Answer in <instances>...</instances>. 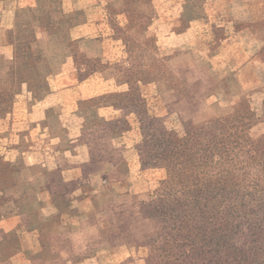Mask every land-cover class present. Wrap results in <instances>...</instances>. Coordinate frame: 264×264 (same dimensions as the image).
Masks as SVG:
<instances>
[{"label":"rangeland","instance_id":"obj_1","mask_svg":"<svg viewBox=\"0 0 264 264\" xmlns=\"http://www.w3.org/2000/svg\"><path fill=\"white\" fill-rule=\"evenodd\" d=\"M92 2H85V4H92ZM13 5L7 2V9L10 11ZM125 5L126 8L122 14L114 10L107 13L105 25L102 26L105 44L102 64L89 62L77 53L80 66L87 69L94 67V70L107 67L111 75H116L122 83L120 88L111 92L116 95L102 98L100 101L120 104L130 96L144 99V105L149 114L162 116L168 127L182 133V121H187L185 119L188 118L183 116L181 111L196 109L205 99L204 96L195 94L196 89L200 87L201 91H205V86H208L210 82L214 83L227 73L234 71L238 74L236 77L242 92L232 97V106H239L245 102L254 113L251 135L258 137L264 134V52H261L264 46V0H125ZM58 7L66 9L68 6L61 3ZM3 11L0 4L1 67L5 66L14 54V45L11 43L13 38L9 31L14 27V18H16L11 14L4 15ZM126 19L131 24L128 28L120 25L121 22L125 23ZM7 24H12V27H7ZM137 25L144 28L143 31H147V38L144 33L133 30ZM24 36L28 38L30 32L27 30ZM230 47L232 48L230 56H225L226 50ZM174 55L178 56V62L175 63L178 67L194 71L193 75L186 76L188 80L171 70L172 64L168 59ZM228 57H231L230 64L223 65ZM234 65L238 68L232 69ZM1 67L0 72L3 71ZM197 76L204 78L199 80L201 82L199 86H197ZM154 80L159 83L157 86L153 84ZM164 80L170 88L181 90L185 96L178 95L175 93L176 90H172L171 94L165 93ZM48 84H50L49 80ZM26 89L24 84L16 93L9 110H0V154L5 153L7 147L11 145L9 140L4 139L5 136L13 132L15 134L13 138L17 140L26 127L17 119L20 115L19 111L13 109V105L18 108L28 104L25 96ZM127 93L130 96H126ZM46 95L47 93L42 98ZM178 98H182L180 103L176 102ZM216 101L221 104L227 102L222 94L210 95L206 99L207 104ZM132 110L129 108L128 112L126 111L127 116L118 124L124 129V137L121 138L124 146L121 151L113 154L117 169L111 173L110 180L113 187L120 193L115 203L135 201L139 205V202L149 200L160 181L166 176V170L142 168L136 148L141 139V133L138 118ZM50 121L51 132L60 135L62 139L58 143H53L46 137L38 147L50 154L60 151L61 153L57 155L58 161L63 166H68L66 159L69 156L63 153L69 147L68 135L61 123ZM32 137V134H29V138L25 139L20 146L23 147V144L32 142L36 145ZM45 162L46 166L53 165L52 160ZM87 183L90 186L86 187V196L92 197L96 194V191L90 190L91 187L97 190L102 188V180L99 177H93L87 180ZM12 197L14 195L10 191L0 188V226L9 216L17 221L24 220L28 216L27 213L17 210L11 200ZM111 198L103 195L96 200L86 199L78 204V208L101 209ZM124 204L128 208L125 215L120 217L119 223L107 224L109 226L102 229L99 238L103 242L121 239L124 245L112 250H108L111 249L109 247L108 251L100 254H90L95 245L92 243L87 248L84 247V238L87 239L93 233L87 228L79 236V243L84 250L72 256L70 264H147L145 259L150 250L139 243L153 236L155 222L150 218H141L138 210H132L128 202ZM141 206L143 207V204ZM142 213L147 217L144 211ZM34 216L39 219L37 213H34ZM102 217L109 219L107 216ZM112 217L116 218L111 214V219ZM20 226L21 224H18L14 230L16 234L21 232ZM118 235L119 238H117ZM32 240L29 242L36 246V240ZM43 250L41 258L53 256L51 241H46ZM0 253H3V248H0Z\"/></svg>","mask_w":264,"mask_h":264},{"label":"trees","instance_id":"obj_2","mask_svg":"<svg viewBox=\"0 0 264 264\" xmlns=\"http://www.w3.org/2000/svg\"><path fill=\"white\" fill-rule=\"evenodd\" d=\"M38 5L17 14L9 31L14 54L5 66L0 63L1 111L12 107L24 84L34 97L49 91L56 52L47 44L66 39L65 33L58 32L65 18L50 11L41 14V2ZM40 24L53 30L54 37L47 42L38 36ZM27 30L30 36L25 38ZM112 95L116 94L101 95L99 100ZM109 104L127 112L131 108L136 114L142 168L166 170L149 200L139 202L141 218L155 222L153 236L139 243L150 250L147 264H264V134L251 135L254 113L245 102L225 114L185 119L182 133L168 127L162 116L149 114L144 99L130 96L123 103ZM123 120L108 121V130L124 131L118 126ZM14 173V165L0 156V188L11 191ZM11 200L16 202V196ZM21 212L37 220L35 209ZM0 248L2 262L19 250L17 234L0 226Z\"/></svg>","mask_w":264,"mask_h":264},{"label":"crops","instance_id":"obj_3","mask_svg":"<svg viewBox=\"0 0 264 264\" xmlns=\"http://www.w3.org/2000/svg\"><path fill=\"white\" fill-rule=\"evenodd\" d=\"M93 1L0 0L4 9L3 14H11L15 17L17 14L22 15L25 9L38 8L41 2V14L50 11L64 16V22L58 27L61 28L58 32L66 34L64 41L60 37L58 42L47 44L50 49H55L56 55L51 60L52 72L48 76L50 87L46 97L41 99L34 97L33 93L26 89L25 96L28 104L18 108L13 105L14 111L18 110L20 114L17 119L26 127L17 140L13 138L15 135L13 132L5 136L4 139L9 140L11 145L0 156L15 168L13 174L16 176L15 184L10 191L17 198L16 202L13 201L14 206L19 211L27 208L35 209L39 219L32 220L34 226L30 227L29 224L32 221L29 218L17 221L12 216L7 217L6 222L1 226L2 229L5 232H12L18 224H21L22 234L17 233V237L22 240V243L17 252L0 264H70L72 256L84 250L79 243V236L87 228L93 233L87 239L84 238V247L87 248L92 243L95 245L92 247L93 253L90 252V254H100L109 247L111 249L108 250L122 247L124 242L121 239L111 242L100 241V233L107 224L119 223L120 217L125 215L128 209L124 203L128 202L134 211L139 210V205L135 201L115 203L120 193L113 187L110 180L111 173L117 169L113 154L121 151L124 146V141L121 140L124 137V131L110 132L107 122L125 118L126 111L109 103H101L99 100L101 95L120 88L122 83L116 75H111L107 67L97 70L83 68L77 56L79 53L88 60L103 61L105 44L102 26L105 25L109 11L114 10L121 14L124 12L125 0ZM7 2L11 6L14 4V7H10V11L7 9ZM85 2H92V4H85ZM61 3L68 7L59 8L58 5ZM14 19L16 21V18ZM120 25L124 28L131 26L128 19ZM7 27H12V24H7ZM50 28L40 24L38 29V36L45 39V42L54 37L53 30ZM133 30L144 33L147 38V31H143L144 28L141 26L137 25ZM231 50V47L227 49L225 56H230ZM168 61L172 64L171 70L178 72L184 79L190 74L193 75L194 71L175 64L178 62L177 55L172 56ZM230 61L231 57L226 58L223 65L230 64ZM233 68L238 67L234 65ZM237 75L234 71L227 73L216 82H210L208 86H205V91H201L198 87L195 94L205 97L201 106L193 110L181 111V114L186 118H206L227 113L232 106V97L242 92ZM202 79H204L202 76H197V86ZM153 84L157 86L159 83L154 80ZM163 85L167 94L176 90L170 88L166 80L163 81ZM175 93L185 96L181 90H176ZM216 94H222L227 102L221 104L216 101L207 104L206 99ZM181 99L178 98L176 102L180 103ZM50 120L61 123L68 135L69 147L63 152L69 156L66 159L68 166H63L58 161L57 155L61 153L60 151L50 154L38 147L46 137L53 143H58L62 139L60 135L51 132ZM29 134H32L31 139L35 140L36 145L32 142L23 144L21 147L20 144L29 138ZM46 160L47 162L52 160L53 165L46 166ZM93 177H99L102 180V188L98 190L94 187L90 188L96 191L94 197L97 199L108 195L112 198L101 209L82 210L78 208V204L86 199L93 200V196L85 195L86 187L90 186L87 180ZM111 214L116 218L111 219ZM102 216H107L109 219H103ZM32 239L36 240V246L29 242ZM47 240L51 241L53 256L40 258L37 255L44 251ZM97 245L104 246L96 247Z\"/></svg>","mask_w":264,"mask_h":264}]
</instances>
